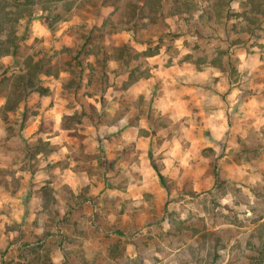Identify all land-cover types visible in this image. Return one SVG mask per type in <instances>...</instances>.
Masks as SVG:
<instances>
[{"label":"crops","instance_id":"0c3cea01","mask_svg":"<svg viewBox=\"0 0 264 264\" xmlns=\"http://www.w3.org/2000/svg\"><path fill=\"white\" fill-rule=\"evenodd\" d=\"M168 13V31L180 29L189 15ZM199 34L183 32L168 42V51L161 47L145 55L149 77L116 91L108 86L106 94L113 90L132 103L118 115L116 135L99 140L92 132L84 139L90 155L98 153V144L104 145L108 166L91 170L78 164L68 142L47 154L37 152L38 159L32 160L36 165L22 159L6 167L10 172L4 185L0 181V264H207L216 256L229 264L233 242L227 238L225 245L216 246L224 238L220 224L207 230L204 224L207 215L213 220L221 213L216 203L220 198H213L217 180L212 159L218 157L223 177L243 180L245 193L254 188V171L264 173V162L238 159L246 152L240 143L248 137L253 116L233 113L238 101L231 58L228 54L222 63V55L214 52L209 59H198L189 44L202 40ZM229 37L226 42L236 45ZM215 41L212 38L211 45ZM251 43L249 38L244 42ZM133 46L139 52L152 49L149 43ZM260 72L264 75V69ZM120 105L118 101L117 112ZM154 114L166 117L169 124L159 126L161 120ZM61 122L59 116L56 128ZM174 124L177 133H171ZM30 131L33 126L22 130L27 141L38 140L39 134ZM59 137L56 133L47 140ZM128 145H133L131 161L124 158ZM157 157L165 184L152 165ZM201 189H211L213 195L200 194ZM247 207L251 213L253 207ZM261 219L264 222V216Z\"/></svg>","mask_w":264,"mask_h":264},{"label":"rangeland","instance_id":"374dc122","mask_svg":"<svg viewBox=\"0 0 264 264\" xmlns=\"http://www.w3.org/2000/svg\"><path fill=\"white\" fill-rule=\"evenodd\" d=\"M76 1L75 8L68 19L54 23L52 28H48L46 23L52 18H47V21L36 19L28 26L25 25L26 19L14 23L18 34L21 35L25 31L28 38L20 41L19 60L12 55L1 58L5 66H10L9 74L18 71L22 66L25 67L23 60L27 56L40 60L43 68H51L52 72L40 74L43 85L50 88L46 98L44 94L33 92L22 100L18 107H10L7 104L8 93H0V181L2 185L10 172V170L7 171V166L10 169L11 166L20 164L25 159H29L32 165H36L37 162L32 163V160L38 159L37 152L47 154L63 148L68 142L73 144L72 154L78 160V164H84L91 170L93 166H108L109 160L106 158L104 145L98 144L96 146L98 153L90 155L85 153L87 143L84 139L92 132L97 134L99 140L101 136L116 135L118 130L114 124L118 115L126 113L132 105L128 99L119 97L113 90L124 87L123 81L129 76L127 73H117L125 69L137 68L133 75L138 77L151 67L145 54L141 55L133 44L149 43L151 51L161 47L167 48L168 51V42L183 32L193 30L200 33L199 36L201 35L202 39L197 41L192 39L189 44L198 55V59H209L214 52H219L224 63L229 54L231 79L236 87L235 100L238 101L233 113L237 116H243L244 113L253 116L252 122H249L251 129L248 137L240 143V147L245 148L246 152L243 151L244 153H241L238 159H252L254 164H263L264 75H261L260 70L264 69V0H195L199 11L187 15L180 29H171V31H168L170 28L168 12H172L175 8V0H162L165 13L157 22L144 20V25L136 30L108 23L102 31L94 29L102 26L107 18H116L117 14H113L115 6H111L112 2L118 6L120 13L127 8L125 0ZM131 1L140 9L144 7L142 13L148 14L151 0ZM11 2L12 0L5 2L0 0V7L6 4L9 8L16 9ZM64 9V5L56 8L59 12ZM5 10L8 9L5 8ZM211 26H215V29ZM230 35L236 45L226 42L231 41ZM212 38L216 39L215 45H211ZM248 38L250 42H253L250 45L244 44ZM155 42L157 44H154ZM93 44H98L99 48L101 46V51L99 62L91 67L90 64L95 58L86 54L87 49L92 50ZM212 48L216 49L212 51ZM171 51H174V48ZM76 56H80V59L77 60ZM80 60H83L86 65L84 69L80 65ZM104 71L107 75L106 81H103V86H106L105 91L101 90L102 81L99 79ZM92 73L95 75V81L89 83V75ZM107 83L113 86L112 93L106 94ZM65 84H69L70 87L72 85V88L68 90ZM96 89H98V95L93 97L87 95L88 92H95ZM75 91L78 93L80 102L74 97ZM251 99L254 100L252 103ZM118 101L121 104L119 112L116 107ZM81 102L85 104V111L82 110ZM245 102H248L247 106ZM244 106L247 111L244 110ZM234 114L232 115L235 116ZM65 115L72 116L67 121L71 124L69 130L62 129ZM59 116L62 118L61 128H56L54 123ZM155 116L161 120L159 126L170 122L160 114H154ZM256 120H261L260 125L254 124ZM25 126H33L30 135L38 133L39 139L28 142L22 132ZM170 130L171 133L179 132L178 124H174ZM56 133L60 135L58 139L47 140ZM222 143L224 146L227 145L226 142ZM103 144L106 146L108 142L105 141ZM127 147L129 152L124 155V158L127 159L126 161H131L133 145ZM11 151L15 156H7ZM155 161L158 167L162 164L158 157ZM212 166L214 175L217 173L219 180L216 181L219 187L216 186L213 198H220L216 203L220 206L221 213L213 220L211 214L207 215L204 219L205 229L219 223L221 226L219 234L224 238L218 240L216 246L225 245L223 240L227 238L228 242H233L234 256L229 264H264V222L261 219L264 216V198H262L264 197V173L254 171L251 181L254 188L252 192L245 193L242 188L245 185L243 180L223 177L225 173L218 157L212 159ZM172 184L174 185V182L168 180V185ZM199 192L200 194L209 192L210 196L213 195L211 189H201ZM251 199L252 203H250ZM246 204L249 208L253 207L251 213H248V209L246 211ZM228 210L229 213H226ZM246 212L247 215H245ZM230 221L236 224L227 225ZM209 247L206 245V250ZM221 260L222 256L211 257L208 258L207 264H222Z\"/></svg>","mask_w":264,"mask_h":264},{"label":"trees","instance_id":"16d2710c","mask_svg":"<svg viewBox=\"0 0 264 264\" xmlns=\"http://www.w3.org/2000/svg\"><path fill=\"white\" fill-rule=\"evenodd\" d=\"M7 0H4V2ZM80 1V0H78ZM127 4V8L124 11L118 12V6L112 2V5L115 6L113 14H117L116 18L110 17L105 20V23L100 27H95L94 30L102 31L108 23H113L115 25L123 26L126 29H138L141 25H144V20L157 22L160 19V16L164 15V5L162 4V0H151V8L147 12L142 13L144 11V7L142 9L138 8V6L132 2L131 0H125ZM11 5H14L16 9L9 8L8 5L2 4L3 7H0V93L6 92L8 93L7 104L10 107H15L19 105L22 100H25L28 95L33 92H39L44 95H48L50 93V88L43 85L40 74L51 73V68H43V64L40 60H35L33 56H27L23 63L26 64L25 67H21L18 71H14L9 74L10 66H5L1 62V58L7 55H12L18 59L19 57V47L20 41L25 40L27 35H25V31L19 35L16 30L14 23H18L22 19H26L25 25L28 26L30 22L36 19L45 20L47 18H52L51 21H47V27L52 28L54 23H60L61 21H66L71 13V11L75 8L77 3L76 0H12ZM1 4V3H0ZM64 5L65 9L62 12L56 10L57 6ZM140 7V6H139ZM198 4L195 0H175V8L172 13H179L180 11L188 12L189 14L197 11ZM7 8L8 10H5ZM143 19V20H142ZM5 34V36H4ZM91 38V37H90ZM87 44V43H86ZM84 44V45H86ZM91 48L87 49L86 55H92L95 60L92 62L91 67H93L94 63L99 62L100 49L98 44H93ZM153 50L146 52H139L141 55L151 54ZM105 59L107 60L106 54H104ZM77 60H79L80 56H76ZM19 60V59H18ZM83 69L85 68V63L83 60L79 61ZM129 77L127 80L123 82L124 89L134 83L139 77H149V70L145 73L139 75L138 77H134L133 72L137 70V68L128 69ZM84 70H82L83 72ZM73 72V71H71ZM82 74V73H80ZM83 77V74H82ZM82 79V78H80ZM100 81H102V89L105 91L106 86H103V81H106L107 75L105 71L99 77ZM95 81V75L92 73L89 75V83H93ZM108 84V83H107ZM110 86V84H108ZM65 87L70 90L69 84H65ZM21 90H20V89ZM97 90L95 92H86L89 97H93L97 94ZM74 97L77 101L80 102L77 91L74 92ZM82 110L85 111V104L81 102ZM76 115V114H75ZM70 115H65L63 117L62 127L64 129H70L71 124L68 121L70 119ZM152 165L158 171V174L165 184V177L160 172L159 167L157 166L155 160L152 159ZM216 180L217 173H215Z\"/></svg>","mask_w":264,"mask_h":264}]
</instances>
